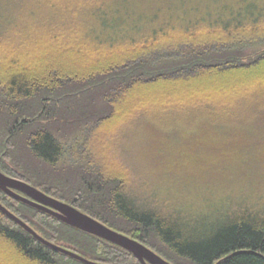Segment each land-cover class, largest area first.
I'll list each match as a JSON object with an SVG mask.
<instances>
[{
	"label": "trees",
	"instance_id": "16d2710c",
	"mask_svg": "<svg viewBox=\"0 0 264 264\" xmlns=\"http://www.w3.org/2000/svg\"><path fill=\"white\" fill-rule=\"evenodd\" d=\"M156 1L159 25H165L149 37L130 40L126 37L136 29H113L112 15L124 6L152 9L153 0H0V42L21 46L10 50L14 58L0 56V77L19 107H30V117L21 122L34 124L29 136L27 129L16 131L15 126L0 136V170L29 182L6 160L21 161L27 152L43 168V161L58 166L70 157L73 164L61 173L67 178L60 179L67 187L64 192L44 183L36 186L63 201L69 198L80 210L174 264H264V158L258 153L264 149V0H226L234 1L233 6L213 10L173 9L169 2L176 0ZM18 53L24 56L16 58ZM36 104L42 114H37ZM110 120L118 130L120 124L128 129L139 123L163 125V134L183 142L190 136L218 137V145L239 151L243 161L228 183L239 188L216 203L234 194L245 193L247 199L215 220L199 214L211 206L179 191L195 185L176 187L180 197L175 203L151 205V195L136 200L130 185L145 177L148 168L121 160L117 168L110 167L111 153L99 151L97 160L79 143L92 121L98 128ZM16 135L26 142L15 141ZM199 147L204 150L205 143ZM151 154L148 150L147 158ZM150 169L157 183L151 194L175 191L165 181L175 174L182 185L185 175L178 170ZM185 177L192 180V175ZM247 181L252 188H243ZM0 203L46 239L64 240L59 244L86 258L142 264L123 247L1 189ZM190 208L197 218H187L193 217ZM0 264L87 263L43 244L0 210Z\"/></svg>",
	"mask_w": 264,
	"mask_h": 264
},
{
	"label": "rangeland",
	"instance_id": "374dc122",
	"mask_svg": "<svg viewBox=\"0 0 264 264\" xmlns=\"http://www.w3.org/2000/svg\"><path fill=\"white\" fill-rule=\"evenodd\" d=\"M224 1L226 0H176L172 1V3H169L173 9L185 8L186 10H192L194 7H199L201 10H213L214 7L233 6L234 1ZM156 4L157 1L153 0L152 9L147 8L144 4L138 5L136 7L124 6L122 8H118L111 18L113 29H136L133 32H130L126 37L130 40H132L134 37H149L157 33L158 29H160V27L165 24L159 25L157 15L158 6H156ZM20 47L21 46H18L17 44H9L1 41L0 56L7 57V60L10 59V57L14 58L12 52ZM25 48H29V46H26ZM10 50L13 51L11 52ZM39 52L41 53L40 55L44 54L42 49H40ZM52 54H54V52H52ZM23 56L24 55L21 53H18L16 58ZM3 86H6L5 79L0 77V136H4L5 131L14 126L15 129H17L16 131H23L20 129H27L26 133L29 136V134L32 132L34 124L30 125L28 123H22L21 121H23V118L30 117L28 116L31 114V110H28L30 107L28 105H22L19 107L20 105L18 103V99L13 97L15 95L14 92L7 93V86L6 89H4ZM24 103L28 104V101ZM35 107L37 114L38 112L42 114L41 105L39 106L36 104ZM15 121H20L22 124H16ZM40 121L44 122L42 118H40L39 122ZM120 125V130H118L117 123H113L110 120L107 123L101 124L97 128L96 122L92 121L91 124L86 127V130H84V135L81 137V139L79 138V143L87 150H90L93 153L92 157L96 158L97 160L101 158L98 152H104L107 150L112 154L108 160L112 164L110 167L113 168H117L121 160L126 162L128 161L130 167H142L145 170L148 168L149 171L151 170L150 168H172L173 171L176 169L182 175H192V180L185 176L180 177V181L182 182L183 186L178 185L179 178L177 174H175L173 177H166L165 181L169 180V184L173 186L175 191L169 192L167 195H161L160 197L156 191H154L152 194L149 192V189H154V187L157 186V183L154 177L149 174V171H144L145 177L143 174L133 185H130L132 186L131 192H133V197L136 200L142 201L145 195L148 197V200L149 196L151 195L150 197L152 199V203H149L151 205L161 203H175L174 199L177 200L180 197L176 187H188L189 189L195 185L197 188L195 187L191 191H185L186 189L184 191L179 189V191L181 190L182 195H185V197L188 195L189 200L194 199L195 201L211 206L210 208H202V212H199V214L202 218L215 220L223 217V215L231 208V206L241 204L238 202L247 199L248 196L245 195V193H243L242 196L234 194L226 198L224 202L216 203L220 202L222 198H224V196H226L229 192L239 188L238 186L228 183H230V181L235 177V168H240L243 161L242 155L237 153L239 151L227 150L223 145H218V143H220L218 139H216L218 137H216L214 140L211 138L202 137L192 139L190 136L186 141L183 142V140L180 141V139L175 138L172 135L163 134L160 128L167 130V128H165L163 125L160 126L158 124L151 123L144 127L143 123H139L136 124L135 128L131 129L126 128V126L124 127L122 124ZM113 126H115V128H113ZM106 127L109 128L108 132L104 131V128L106 129ZM75 130L72 129L71 132H75ZM18 136L20 135H16L15 141L26 142V137L19 139ZM2 138H0V143L3 141ZM70 139L72 141L77 140L74 138V136H72ZM202 143H205L204 150L201 147H199V149L196 148V146H201ZM133 150H135V153ZM148 150H150L152 154L147 158L146 153H148ZM130 152H132L133 155H131ZM258 153L260 154V157L264 158V149H260ZM76 154L77 153H74L73 157H75ZM24 156L25 157L21 161L10 159L6 160V163L10 167H17L20 173L26 174L28 177L26 179L29 181L28 183L35 187H37L36 185L38 183H44L45 188H61V191H65V188L67 187H65L66 185L63 184L64 180L60 181V179H65V181H67V178H63L61 173L70 164H73V161L70 157L62 159L58 166L50 165L49 162L45 163L43 161V164L46 166L42 168L39 166V164H37L38 162L36 160L38 159L33 160L31 157H29V154L27 155V152H24ZM4 159H6V157ZM134 163H136L138 166H136ZM34 169L41 171L42 174L38 175ZM194 177H196V179H194ZM186 182H190L191 184H187ZM243 188H252V182H245ZM197 194L201 195L203 198ZM69 200V198H66V202L70 203ZM190 209V213L193 214L196 212L195 209ZM187 218L193 219L197 217L194 214L193 217L190 214H187ZM57 242L65 243L64 240H58Z\"/></svg>",
	"mask_w": 264,
	"mask_h": 264
},
{
	"label": "water",
	"instance_id": "95a60500",
	"mask_svg": "<svg viewBox=\"0 0 264 264\" xmlns=\"http://www.w3.org/2000/svg\"><path fill=\"white\" fill-rule=\"evenodd\" d=\"M0 189L14 198L42 210L69 225L123 247L133 253L142 262V264H174L141 241L107 226L93 216L80 210L77 206L51 196L32 184L19 178L12 177L1 170ZM0 210L32 234L37 240L52 249L65 253L87 264H106L86 258L68 247L46 239L37 233L28 223L7 209L1 203Z\"/></svg>",
	"mask_w": 264,
	"mask_h": 264
},
{
	"label": "flooded vegetation",
	"instance_id": "af4514ba",
	"mask_svg": "<svg viewBox=\"0 0 264 264\" xmlns=\"http://www.w3.org/2000/svg\"><path fill=\"white\" fill-rule=\"evenodd\" d=\"M18 192H20V191H18ZM6 193V192H5ZM8 194V193H7ZM10 195V194H9ZM13 197V196H12ZM18 200V199H17ZM20 201V200H19Z\"/></svg>",
	"mask_w": 264,
	"mask_h": 264
}]
</instances>
